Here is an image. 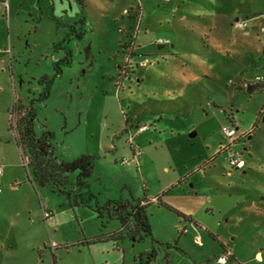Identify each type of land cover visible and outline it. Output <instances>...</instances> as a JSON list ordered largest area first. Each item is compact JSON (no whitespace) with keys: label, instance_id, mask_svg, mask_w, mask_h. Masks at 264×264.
Wrapping results in <instances>:
<instances>
[{"label":"rangeland","instance_id":"rangeland-1","mask_svg":"<svg viewBox=\"0 0 264 264\" xmlns=\"http://www.w3.org/2000/svg\"><path fill=\"white\" fill-rule=\"evenodd\" d=\"M83 3L87 32L34 103V131L53 134L58 161L93 157L89 207L73 205L75 172L64 193L31 184L9 129L13 104L37 98L63 56L54 18L72 24L80 4L0 0V264H138L151 250L150 264H264V130L253 128L264 93L243 84L264 75V0ZM236 151L242 169L229 166ZM145 195L151 236L120 238L116 219L97 217Z\"/></svg>","mask_w":264,"mask_h":264},{"label":"trees","instance_id":"trees-1","mask_svg":"<svg viewBox=\"0 0 264 264\" xmlns=\"http://www.w3.org/2000/svg\"><path fill=\"white\" fill-rule=\"evenodd\" d=\"M80 4V16L72 24L62 23L59 19L54 18L58 26L64 27L65 32L60 41L53 45L54 51H62L63 56L61 59L53 62V74L50 77L43 76L39 79V85L42 87L40 95L29 100L27 103L16 101L13 104L10 119L9 129L13 130V139L15 145L20 149L21 155L24 158L25 167L29 168L28 181L31 184H48L54 191L64 193V188L69 181V174L75 172V184L78 192L73 195L74 206H90L93 196L88 192L87 179L92 175L94 168V159L88 155H82L76 159L65 162L58 161L54 157L52 147L53 134L48 131H43L40 135H36L34 131V120L36 118V110L34 103H40L45 100L51 90V86L55 79L62 75V69L70 67L72 63V50L70 43L72 40L82 41L86 34V13L84 10L83 0H76ZM261 57H264V46L261 51ZM262 59H258L261 62ZM252 90L258 89L264 92V82H259L250 85ZM264 110H262L257 120L254 123L256 128L259 123H262L264 118ZM13 122V123H12ZM157 203L162 204L159 200ZM149 200L145 195L143 198L131 197L130 200H119L108 202L102 208H95L97 217L101 218L106 213L109 219H116L120 224L119 237H127L129 239L140 237V234L151 236V227L149 224L147 206ZM167 208L171 207L165 205ZM175 213L182 217L184 220L192 221L190 216H185L181 212L174 209ZM125 235H122V232ZM224 252L226 249L221 245ZM155 257V253L151 250L139 256L138 264H150ZM226 260H233V255L229 254L228 257H221ZM239 264V263H236Z\"/></svg>","mask_w":264,"mask_h":264},{"label":"built area","instance_id":"built-area-1","mask_svg":"<svg viewBox=\"0 0 264 264\" xmlns=\"http://www.w3.org/2000/svg\"><path fill=\"white\" fill-rule=\"evenodd\" d=\"M238 27L240 28H245L246 27V24L245 22L243 23H238ZM255 82L256 83H259V82H264V76H258L255 78ZM146 130V126L143 125V126H140L137 128V132L140 133V132H143ZM235 136V130L231 129V128H224L223 129V137L228 139L229 142L227 144V146L230 147V144L234 142V139L233 137ZM231 144V145H232ZM228 162H229V166L231 168H240L242 169L244 166H245V162L244 160L241 158V155L239 152H232L231 154H229V157H228ZM2 171L0 169V175H1ZM43 212H44V218L45 220L51 218V213L48 211V209L46 207H43ZM225 261L224 258H220L218 260V263H223Z\"/></svg>","mask_w":264,"mask_h":264},{"label":"crops","instance_id":"crops-1","mask_svg":"<svg viewBox=\"0 0 264 264\" xmlns=\"http://www.w3.org/2000/svg\"><path fill=\"white\" fill-rule=\"evenodd\" d=\"M62 22V21H61ZM63 23V22H62ZM65 24H67V23H65ZM63 29H64V32H65V28L64 27H62ZM256 38H257V40H260V36H258L257 34H256ZM260 42V41H259ZM261 43V42H260ZM263 46H264V41L260 44V51H262V48H263ZM55 52H57V51H55ZM62 52V51H61ZM63 53V52H62ZM62 58V57H61ZM60 58V59H61ZM258 76H264V75H254L253 77H247L246 79H244L243 80V84H244V86L245 85H247L248 86V90L249 91H251L252 90V88H251V86L250 85H253V84H255V82H254V80H255V78L256 77H258ZM253 80V83L251 84H247L246 82H248V81H252ZM262 92V91H261ZM262 93H264V92H262ZM262 129L264 130V120H263V122H262ZM250 135H248L247 136V139H249L250 137H251V133H249ZM149 201H152L151 199H149ZM44 207H46V206H44ZM47 208V207H46ZM227 253H229V252H227ZM230 254V253H229ZM257 257H258V259H260V257H259V255L257 254L256 255Z\"/></svg>","mask_w":264,"mask_h":264}]
</instances>
